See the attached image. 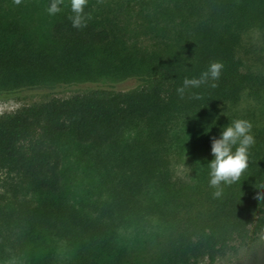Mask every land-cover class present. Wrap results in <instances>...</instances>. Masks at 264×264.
I'll return each instance as SVG.
<instances>
[{
  "label": "trees",
  "instance_id": "trees-1",
  "mask_svg": "<svg viewBox=\"0 0 264 264\" xmlns=\"http://www.w3.org/2000/svg\"><path fill=\"white\" fill-rule=\"evenodd\" d=\"M132 1L84 10L91 18L81 28L71 26V12H58L42 36L12 0H0V98L105 77L141 85L52 97L0 115V167L37 192L10 202L0 194L1 227L27 240L46 231L76 247L73 257L29 264L212 263L264 232V200L254 199L264 192L254 187L264 183V124L238 107L264 96V64L251 61L245 46L256 31L264 50V0ZM211 61L222 64L216 87L191 90L199 99L180 98L183 78ZM234 118L251 122L255 143L247 169L213 198L210 141ZM179 119L201 140L191 182L175 181L166 160ZM68 131L97 150L101 190L84 202L65 192L57 139ZM151 214L171 231L159 254L139 258L118 243V233Z\"/></svg>",
  "mask_w": 264,
  "mask_h": 264
},
{
  "label": "rangeland",
  "instance_id": "rangeland-1",
  "mask_svg": "<svg viewBox=\"0 0 264 264\" xmlns=\"http://www.w3.org/2000/svg\"><path fill=\"white\" fill-rule=\"evenodd\" d=\"M129 0H88L85 9L116 10L127 6ZM13 2V0H12ZM49 0H21L15 4L24 21L28 23L38 34L47 36L50 31L54 16H49L45 11ZM68 0H64L61 11H68ZM131 6H137L136 0ZM60 11V12H61ZM248 57L251 61L264 64V50L256 31L251 32L245 41ZM141 85L130 78L105 77L93 82H85L52 90L25 89L20 94L0 98V115L12 112L22 105L39 103L52 97H69L76 93H86L93 89L130 90ZM240 110L249 109L255 119L264 124V96L260 100H243L238 106ZM200 137L196 130L181 119L174 124L168 142L166 160L171 175L175 181L191 182L195 168V156L200 148ZM57 144L62 152V172L66 194L74 201L84 202L97 196L101 190L100 168L94 164L93 158L97 150L90 145L80 143L74 135L68 131L57 139ZM97 155V154H96ZM31 185L21 181L14 170L0 167V194L10 202L14 197L22 200L36 195ZM170 226L162 218L151 214L138 222L120 228L118 243L128 252L139 258H150L159 254L161 247L169 238ZM75 245L66 239L56 238L46 231H36L34 240H27L17 234L10 233L0 225V264H29L32 260H38L50 256L54 260H62L75 255ZM201 264H264V232L260 233L249 244L236 245L224 255L217 257L210 263L207 259Z\"/></svg>",
  "mask_w": 264,
  "mask_h": 264
},
{
  "label": "clouds",
  "instance_id": "clouds-1",
  "mask_svg": "<svg viewBox=\"0 0 264 264\" xmlns=\"http://www.w3.org/2000/svg\"><path fill=\"white\" fill-rule=\"evenodd\" d=\"M88 0H68L67 7L71 15L68 17L73 28L85 26L90 13L84 11ZM19 4L21 0H13ZM64 0H49L45 9L49 16L61 11ZM222 64L219 61H211L208 66L197 76H185L182 83L176 88V94L184 98L188 94L190 99H199V93L191 91L201 86L209 88L216 87ZM252 124L245 118L230 119L227 124L222 125L219 135L212 137L210 141V153L212 159L208 160V185L213 190V198L221 196L222 185L235 183L249 165V150L255 143L252 134ZM209 130V129H208ZM205 130V131H208ZM254 187L264 189V183H255ZM257 201L264 200V192H257L254 196Z\"/></svg>",
  "mask_w": 264,
  "mask_h": 264
}]
</instances>
